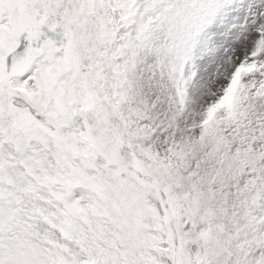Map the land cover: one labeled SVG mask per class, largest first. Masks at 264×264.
Wrapping results in <instances>:
<instances>
[{"label":"snow or ice","instance_id":"snow-or-ice-1","mask_svg":"<svg viewBox=\"0 0 264 264\" xmlns=\"http://www.w3.org/2000/svg\"><path fill=\"white\" fill-rule=\"evenodd\" d=\"M0 264H264V0H0Z\"/></svg>","mask_w":264,"mask_h":264}]
</instances>
